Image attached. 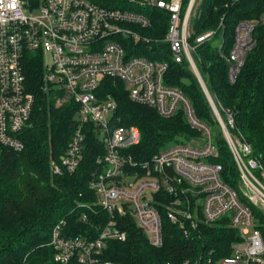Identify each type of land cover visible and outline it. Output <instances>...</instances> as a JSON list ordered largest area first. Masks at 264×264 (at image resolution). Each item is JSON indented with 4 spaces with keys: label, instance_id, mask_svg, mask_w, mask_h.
<instances>
[{
    "label": "built area",
    "instance_id": "2783aa9c",
    "mask_svg": "<svg viewBox=\"0 0 264 264\" xmlns=\"http://www.w3.org/2000/svg\"><path fill=\"white\" fill-rule=\"evenodd\" d=\"M202 1L131 0L169 12L163 41L172 60H187L198 78L238 167L237 189L226 183L222 164L214 161L219 151L211 126L197 117L192 101L180 88L166 83L169 63L129 55L143 50L141 42L152 41L142 34L143 28L152 25L150 16L106 8L91 0H0V142L17 151L25 146L20 133L32 124L36 104L23 65L29 51L44 60L43 91L55 106L70 101L79 106V126L61 160H51L52 170L72 172L80 165L86 147L82 128L87 123L96 126L106 148L98 158L91 186L112 218L94 240L67 238L65 222H60L50 243L56 261L66 263L78 254L82 264H113L101 261L99 255L107 239H127L117 216H134L150 243L162 246L165 214L186 234L201 222L224 220L239 232L240 239L233 243L232 255L219 264H264V236L257 218L264 214V164L243 134L233 132L231 111L217 104L197 66L195 55L201 45L216 40L222 49L220 35L225 28L221 20L217 28L196 33ZM259 21L264 25V13ZM254 31V21L243 19L236 25L234 44L226 55L232 82L256 44ZM106 78L123 81L133 101L154 107L165 117L182 112L198 135L172 142L150 160H135L128 148L140 143L141 130L119 124L116 99L101 96Z\"/></svg>",
    "mask_w": 264,
    "mask_h": 264
},
{
    "label": "trees",
    "instance_id": "16d2710c",
    "mask_svg": "<svg viewBox=\"0 0 264 264\" xmlns=\"http://www.w3.org/2000/svg\"><path fill=\"white\" fill-rule=\"evenodd\" d=\"M91 1L106 8L139 11L152 18L151 27L142 29V34L152 41L141 42L143 50L129 55L169 63L166 83L180 88L192 101L197 117L211 126L219 151L214 161L222 164L226 183L237 189L239 170L208 98L189 62H174L163 41L170 24L169 12L141 7L131 0ZM263 13L264 0H203L195 21L196 33L217 28L223 20V44L220 49L218 41L207 42L198 48L195 57L214 100L231 111L233 132L243 134L264 164V25L259 21ZM243 19L255 22L256 44L232 82L226 55L234 44L236 25ZM23 65L36 104L32 124L20 133L24 149L17 151L0 142V264H82L78 254L66 263L56 261L50 241L55 226L63 220V235L67 238L94 240L112 218L101 207L91 186L99 167L98 158L105 155L106 148L96 126L87 123L82 128L86 147L80 165L72 172L55 173L51 160L60 161L73 140L79 126V106L70 101L56 107L52 97L43 91L41 55L27 51ZM101 91L102 97L109 94L116 99L115 118L119 124L140 128V143L128 148L137 161L150 160L170 143L185 142L183 137L198 135L182 112L165 117L156 108L133 101L123 81L106 78ZM117 218L127 239H107L99 255L101 261L113 264H219L232 255V245L240 239L239 232L224 220L214 224L201 222L186 234L164 214V242L154 246L134 216ZM257 218L264 236V214L260 212Z\"/></svg>",
    "mask_w": 264,
    "mask_h": 264
},
{
    "label": "rangeland",
    "instance_id": "374dc122",
    "mask_svg": "<svg viewBox=\"0 0 264 264\" xmlns=\"http://www.w3.org/2000/svg\"><path fill=\"white\" fill-rule=\"evenodd\" d=\"M115 9V8H114ZM170 16V15H169ZM151 27V25L149 26V27H147V28H150ZM220 37H223V33H221V35H220ZM45 60H46V62H49V58H48V56H46L45 57ZM195 60H196V57H195ZM43 63H44V60H43ZM197 63V62H196ZM170 144H172V143H170ZM53 159V158H52ZM55 160V159H54ZM50 243H51V241H50Z\"/></svg>",
    "mask_w": 264,
    "mask_h": 264
}]
</instances>
